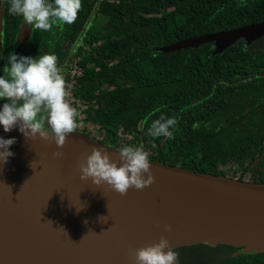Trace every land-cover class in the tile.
Segmentation results:
<instances>
[{
	"label": "trees",
	"instance_id": "1",
	"mask_svg": "<svg viewBox=\"0 0 264 264\" xmlns=\"http://www.w3.org/2000/svg\"><path fill=\"white\" fill-rule=\"evenodd\" d=\"M2 1L0 77L10 53H54L60 67L75 59V133L118 151L142 146L150 162L264 184V37L250 45L240 40L218 55L213 43L160 51L264 22V0H82L74 23L50 31L30 25L31 38L18 46L25 21L9 13L10 0ZM161 114L178 120L172 139L147 134ZM175 251L180 264H264V252Z\"/></svg>",
	"mask_w": 264,
	"mask_h": 264
},
{
	"label": "water",
	"instance_id": "2",
	"mask_svg": "<svg viewBox=\"0 0 264 264\" xmlns=\"http://www.w3.org/2000/svg\"><path fill=\"white\" fill-rule=\"evenodd\" d=\"M3 18L1 0L0 59ZM31 35L32 28L23 22L16 44ZM263 37L260 22L174 42L160 51L213 43L212 54L218 55L240 40L250 45ZM0 137L16 140L9 149L14 155L0 169V264H42L22 252L21 245L39 248L43 241L35 237L43 234L59 264H134L135 250L162 235L174 250L207 246L264 252L263 183L150 162L155 182L120 195L106 184L82 181L78 168L92 147H104L117 162L118 150L75 132L62 148L52 140L26 139L18 128L4 132L0 126ZM53 152L62 156L54 158ZM165 225L172 230L165 232Z\"/></svg>",
	"mask_w": 264,
	"mask_h": 264
},
{
	"label": "clouds",
	"instance_id": "3",
	"mask_svg": "<svg viewBox=\"0 0 264 264\" xmlns=\"http://www.w3.org/2000/svg\"><path fill=\"white\" fill-rule=\"evenodd\" d=\"M81 9L82 0H10L8 10L35 29L50 31L58 23H74ZM2 70L0 101L5 102L0 107V126L3 131L18 128L26 139L52 140L57 148H62L67 136L78 127L80 113L67 99L71 85L65 79L57 55L46 52L33 58L10 53L8 64ZM177 124L176 118L161 114L151 121L147 134L172 139ZM15 142L14 137H0V169L14 155L9 149ZM52 155L59 158L62 153ZM78 168L82 181L91 180L97 187L106 184L120 195H126L130 188L143 190L155 182L149 153L142 146L122 147L119 162L104 147H92ZM82 207H77V211ZM171 230V225L164 226L165 232ZM178 259L179 253L163 235L158 242L138 248L134 253V264H177Z\"/></svg>",
	"mask_w": 264,
	"mask_h": 264
},
{
	"label": "bare ground",
	"instance_id": "4",
	"mask_svg": "<svg viewBox=\"0 0 264 264\" xmlns=\"http://www.w3.org/2000/svg\"><path fill=\"white\" fill-rule=\"evenodd\" d=\"M36 233L30 232L29 235H35ZM35 241H43V243L39 246V248H35L34 246L26 247V244L21 245L22 252L31 256L35 262H39L42 264H59V256L54 249V246L51 244L46 235H39V237H35ZM38 249V250H37Z\"/></svg>",
	"mask_w": 264,
	"mask_h": 264
},
{
	"label": "built area",
	"instance_id": "5",
	"mask_svg": "<svg viewBox=\"0 0 264 264\" xmlns=\"http://www.w3.org/2000/svg\"><path fill=\"white\" fill-rule=\"evenodd\" d=\"M79 75H80V69L78 67L76 60L74 59L73 61L70 62V64H68L67 70L65 71V79L67 80L68 84L71 85V87L68 89L69 96L67 97V99L69 100L71 105L77 109L78 112H79L78 108L73 103L74 100L73 88L76 84ZM78 128H80V125H78Z\"/></svg>",
	"mask_w": 264,
	"mask_h": 264
},
{
	"label": "flooded vegetation",
	"instance_id": "6",
	"mask_svg": "<svg viewBox=\"0 0 264 264\" xmlns=\"http://www.w3.org/2000/svg\"><path fill=\"white\" fill-rule=\"evenodd\" d=\"M32 36V35H31ZM17 45V44H16ZM72 60H70V62H71ZM70 62L68 63V59L65 61V62H63L62 63V65H61V68H63V70H64V75H65V71H66V68L65 67H67L68 66V64H70Z\"/></svg>",
	"mask_w": 264,
	"mask_h": 264
},
{
	"label": "rangeland",
	"instance_id": "7",
	"mask_svg": "<svg viewBox=\"0 0 264 264\" xmlns=\"http://www.w3.org/2000/svg\"><path fill=\"white\" fill-rule=\"evenodd\" d=\"M54 38H52V40H53ZM19 44H17V46H18ZM84 135H86V134H84ZM87 136V135H86ZM89 139L91 140V141H94V139H91V137H89ZM94 142H96V141H94Z\"/></svg>",
	"mask_w": 264,
	"mask_h": 264
}]
</instances>
